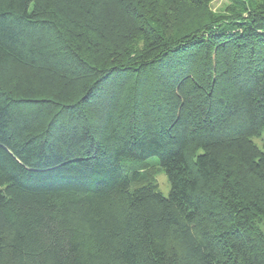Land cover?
Here are the masks:
<instances>
[{"label": "trees", "instance_id": "16d2710c", "mask_svg": "<svg viewBox=\"0 0 264 264\" xmlns=\"http://www.w3.org/2000/svg\"><path fill=\"white\" fill-rule=\"evenodd\" d=\"M228 1L0 0V264H264V0Z\"/></svg>", "mask_w": 264, "mask_h": 264}, {"label": "rangeland", "instance_id": "374dc122", "mask_svg": "<svg viewBox=\"0 0 264 264\" xmlns=\"http://www.w3.org/2000/svg\"><path fill=\"white\" fill-rule=\"evenodd\" d=\"M228 5V0H212V2L209 4V8L213 12L218 13L225 9ZM253 142L260 149V151L264 153V130L261 131L259 137L253 139ZM155 181L159 192L166 197L170 189L166 176L162 172H158L155 176ZM258 227L264 234V220L258 222Z\"/></svg>", "mask_w": 264, "mask_h": 264}]
</instances>
